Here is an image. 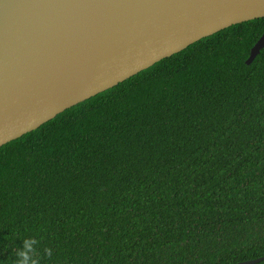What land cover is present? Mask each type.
<instances>
[{
	"label": "trees",
	"instance_id": "obj_1",
	"mask_svg": "<svg viewBox=\"0 0 264 264\" xmlns=\"http://www.w3.org/2000/svg\"><path fill=\"white\" fill-rule=\"evenodd\" d=\"M263 31L231 25L2 145L0 264L27 238L38 264L264 257Z\"/></svg>",
	"mask_w": 264,
	"mask_h": 264
},
{
	"label": "water",
	"instance_id": "obj_2",
	"mask_svg": "<svg viewBox=\"0 0 264 264\" xmlns=\"http://www.w3.org/2000/svg\"><path fill=\"white\" fill-rule=\"evenodd\" d=\"M263 17L264 0H0V147L202 38ZM262 49L264 31L245 64Z\"/></svg>",
	"mask_w": 264,
	"mask_h": 264
},
{
	"label": "clouds",
	"instance_id": "obj_3",
	"mask_svg": "<svg viewBox=\"0 0 264 264\" xmlns=\"http://www.w3.org/2000/svg\"><path fill=\"white\" fill-rule=\"evenodd\" d=\"M36 243V240L33 238L25 239L22 242L23 247H21L16 253L17 259L15 261V264H38L37 259H35L32 255L34 251L33 245ZM48 255L51 254L48 253Z\"/></svg>",
	"mask_w": 264,
	"mask_h": 264
}]
</instances>
